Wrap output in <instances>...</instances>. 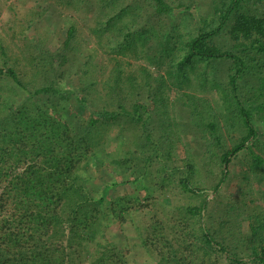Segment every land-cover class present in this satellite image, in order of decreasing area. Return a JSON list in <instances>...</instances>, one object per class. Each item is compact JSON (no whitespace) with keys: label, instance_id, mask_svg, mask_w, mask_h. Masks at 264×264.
Returning <instances> with one entry per match:
<instances>
[{"label":"trees","instance_id":"obj_1","mask_svg":"<svg viewBox=\"0 0 264 264\" xmlns=\"http://www.w3.org/2000/svg\"><path fill=\"white\" fill-rule=\"evenodd\" d=\"M47 1L91 9L99 51H83L69 27L46 53L26 29L56 13L33 5L19 52L0 43V264H142L135 252L156 264H264V204L250 182L264 176V0ZM117 144L120 183L106 200L111 183L95 196L84 169ZM232 157L245 170L226 192ZM151 162L159 194L175 192L171 214L150 205L130 243L115 242L107 223L156 204L118 190Z\"/></svg>","mask_w":264,"mask_h":264},{"label":"rangeland","instance_id":"obj_2","mask_svg":"<svg viewBox=\"0 0 264 264\" xmlns=\"http://www.w3.org/2000/svg\"><path fill=\"white\" fill-rule=\"evenodd\" d=\"M21 1L23 0H0V43L3 47H14L18 52V47L22 45V37L20 36L19 32L22 31L20 23L21 19L25 16V9L26 6L33 5L37 8H42L46 11V14L49 16L50 14H55L56 17L55 20L48 19L44 20V24H39L38 27H29L27 30L28 37L32 38L33 40L38 36L41 35L42 38L47 39L45 42V48L44 50L46 53L49 54L55 47L56 44L65 37L66 31L69 27H72L75 29V37L78 40L79 47L86 52H93L96 53L98 50V42L94 34L89 31V27L91 26L90 21L92 22V14L91 9H86L83 7L82 4H76L74 7L66 8L62 5H55V4H48L47 0H28L24 3ZM78 7V9H76ZM90 10V11H89ZM51 25V31H48L50 29ZM24 47V46H23ZM7 50V49H6ZM7 54L9 53V50H7ZM118 60H124L130 57L128 56H121L116 55L114 56ZM127 57V58H126ZM98 59V57H96ZM100 58V56H99ZM101 59H106L105 56ZM152 68V67H151ZM72 83H71V82ZM67 82L66 89L72 88V86L76 83V77H72L71 80ZM258 127L260 131L263 129L260 127V123H258ZM263 131V130H262ZM111 133V131H109ZM106 135V134H105ZM106 136H104L101 140V142L105 141ZM257 137L260 138V134L257 132ZM182 141L186 143V145H191L193 141L189 139L186 136L182 137ZM257 140H251L250 146L253 148L252 151L256 152L258 151V146L256 143ZM183 144V143H182ZM177 153L179 155L183 154V147L180 145H176ZM121 150V145L117 144L115 146H112L111 149V155H106V150H100V148L97 151V155L99 156V161L97 163V166L94 168L93 166L85 167V172L92 175L90 177L91 179L88 180V189L92 191V193L95 196H99L102 193V188L104 184L111 183V190L109 191L108 196H104L106 200L108 198L114 197L116 193V187H114V183L117 185L120 183V180H117V175L115 172H113V169H115L114 165L116 163V156ZM100 159L102 160V163L100 164ZM240 159L237 157H232L230 162L227 165V170L229 175L226 176L224 182L220 186L219 189H222L226 192L233 191L238 175L240 173H243L245 168L242 166L239 162ZM155 165L149 163L145 169L146 172L144 175L140 177L139 180L134 181V183L130 184H123L120 185L118 190L119 193L128 192V189H135V195L138 197L139 203L142 202H148L150 203L151 199L155 198L156 204H148V207L138 208L139 206H136L137 208H134L131 212V216L128 215V219H125L126 221H119L114 222L111 224V222L106 225V235L113 241H119V242H125V245L130 243V241L134 238L135 235V225L139 223L141 220L145 219V217H149L151 214L146 212L149 210L150 205L151 208L155 207V209H158L159 213H161L162 216L170 215L168 208L172 205L174 206V198L175 193H169L164 196L159 194L158 188L154 187L152 183H155L154 179H152V175L154 174L152 170L154 169ZM151 174V175H150ZM251 185L253 186L252 189L254 190L253 194L256 196V198L261 201L264 204V176L259 175L255 178H250ZM133 187V188H132ZM132 194V195H133ZM214 193H211L209 197H211ZM149 195V196H145ZM146 197V199H145ZM149 200V201H147ZM131 219V220H130ZM111 224V225H110ZM129 238L131 240L129 241ZM134 255L137 261L142 264H156V263H147L145 260L143 261V258L138 255V252H135ZM85 264V263H84ZM87 264V263H86Z\"/></svg>","mask_w":264,"mask_h":264}]
</instances>
